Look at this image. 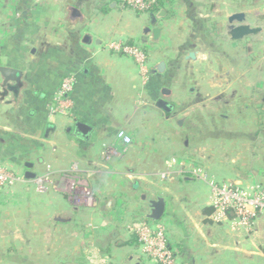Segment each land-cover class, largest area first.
Masks as SVG:
<instances>
[{
	"label": "crops",
	"instance_id": "1",
	"mask_svg": "<svg viewBox=\"0 0 264 264\" xmlns=\"http://www.w3.org/2000/svg\"><path fill=\"white\" fill-rule=\"evenodd\" d=\"M163 1L161 10L166 15L152 25V13L125 9L120 0H0V67L18 72L11 78L0 72V165L20 178L17 184L0 193V264H61L57 258L69 255L70 251L71 234L67 226L81 240H91L99 235L100 229L93 228L98 223L111 220L120 226L132 222L139 214L132 212L139 206L135 195L147 185L166 187L154 175L166 170L170 157L186 160L185 155L181 157L180 147L181 127L186 121L184 125L178 122L175 127L172 119L180 105L186 104L180 99L181 92L194 76L190 74L186 78L182 73L178 75L181 81L176 82L174 71L184 60H195V55L190 58V54L197 47L204 48L208 54L220 52L224 56L223 39L214 37L210 16L225 13L227 27L228 18L234 14L261 16L258 13L264 0ZM247 7L252 12L246 11ZM73 10L79 13L75 18L71 16ZM245 24L251 26L247 21ZM148 27L162 30L158 40L152 34H145ZM228 39L238 45L246 40ZM118 40L133 42L148 54L151 76L145 87L140 83L132 58L104 48L108 42ZM252 55L257 56V52ZM162 63L165 67L159 72L156 68ZM70 76L75 79L72 115H51L49 107L62 81ZM160 99L173 106L170 114L157 107ZM78 123L89 128L86 134L77 131ZM121 129L133 140L131 146L126 147L116 139ZM192 129L190 124L188 131ZM258 132L256 141L255 138L247 143L238 138L236 143L255 145L256 142L259 157L264 156V137L259 138ZM106 147L117 152V160L108 163L102 159ZM255 171L250 176L264 177V158ZM121 172L134 180L127 191L122 189L126 182ZM26 173L34 174L35 179H26ZM73 176L89 179L100 200L105 197L114 200L115 203L107 202V213L100 208L82 210L72 206L64 188L67 189L68 178ZM41 177L48 178L45 193L36 187V180ZM168 188L164 190L169 191ZM172 190L177 192L174 187ZM105 192L108 196H104ZM141 199L147 200L143 196ZM172 201L175 205L171 212L166 201L164 218L179 236L174 241L170 239V244L177 249L179 264H193L201 241L197 247L192 226L186 227L182 206L176 205L173 198ZM200 203L196 219L207 227L201 240L207 247L211 244L215 248L231 236L226 227L211 222L212 207L207 191ZM148 213L144 211V220ZM56 218L67 221L57 222ZM41 223H50L46 229L49 233L39 231ZM104 233L102 237L106 239L109 233ZM123 237L124 246L136 254L138 247L133 236L126 233ZM56 240L60 241L59 246L51 243ZM107 240L109 246L103 250L108 253L110 244L115 242L113 237ZM233 240L240 242L236 237ZM203 253L202 249L200 254ZM216 254V250L209 253L213 258ZM71 257L75 260V255ZM131 257L141 258V264H154L135 255L127 258V264H133ZM76 261L67 260V263L76 264Z\"/></svg>",
	"mask_w": 264,
	"mask_h": 264
},
{
	"label": "rangeland",
	"instance_id": "2",
	"mask_svg": "<svg viewBox=\"0 0 264 264\" xmlns=\"http://www.w3.org/2000/svg\"><path fill=\"white\" fill-rule=\"evenodd\" d=\"M229 10L230 9H228V11ZM246 11L252 12V9L247 7ZM258 14L262 15L255 17L248 14L246 21L252 27L257 26L261 30L259 33L247 37L243 45L227 41L229 40V36L227 35V27L225 25V13L223 16H210L208 20L221 28L219 37L223 39L224 56L221 57L220 52H217L216 55L212 52L208 54L207 50L204 48L197 47L195 50H192L195 55V60H184L183 63L177 67V71H174L175 75L177 74L175 78L176 82L181 81V79H178V75L180 77L182 73L186 74V78L190 74L194 76L192 79L190 77L187 85H185L186 82L183 80L185 90L181 92V97L179 93L178 96L180 99L185 100L186 104L180 105V110L176 112L172 121L175 127L178 122L184 125V121H186V125L183 126L184 128L181 127V134H183L181 135L180 146L182 150L181 157L185 155L187 161L197 166V168H200L204 179L203 176L199 174V176L195 177L194 175L187 174L183 178L173 176L163 179L160 176L162 172L156 173L154 177L159 183L165 184L166 187H170L168 188L169 191H167V189L164 190L166 187L164 189L159 187L151 188L150 185H147L148 187L146 186V188H142L140 192L135 195L137 196V205L139 206H137L138 209L136 207L132 212H138L139 214L132 222L145 219L144 211L149 212L148 201L155 199L157 196H162L166 199L169 205L168 207L170 208L169 211L171 212L175 205L172 201L173 198V200L177 202L176 205L182 206L180 209L181 213L187 217L185 221L187 224L186 227L192 226L193 232H191V234L194 237V243L198 247L200 241L203 243L201 238H205L207 227L197 222L196 213L199 211L198 206L201 204L200 200L203 199L205 191L211 195L210 184L212 181L218 182V184L222 186L225 184L240 186L242 189L241 193L245 199L255 194L253 188H256V185L264 187V183H262V178L264 179V177L257 175L250 176L252 172H256L255 170L262 165L264 158L263 154L259 157L256 155L258 153V151H256L258 146H255L256 142L255 145L236 143L238 138H243L242 141L246 142L256 138V141L258 139L256 135L257 130L260 131L258 132L260 133L259 138L264 137V118L261 116V114L264 113V4ZM217 34L216 32V35ZM117 42H121V40L108 42L106 45ZM254 51L257 52V56L252 55ZM260 88L262 92L258 91ZM190 124L193 125V129L189 132L188 126ZM121 130L125 131V129ZM251 141L247 143H252ZM184 143L187 145L184 146ZM132 144L133 140L131 142V145ZM253 149H255V153L253 152L252 154ZM118 157L119 155L112 152L110 158L105 160V162L111 163L117 160L116 158ZM174 158L177 159L178 157L172 156L167 160V168L163 172L168 170L169 162ZM121 173L126 182L122 189L127 191L129 190L128 185L134 182V180L128 178L125 172ZM75 177L68 178L69 186L67 189L64 188V190L68 192L70 200L74 198L72 196L73 192L71 191L70 184L74 181V186L78 187L80 186L78 183L81 182L83 183L82 185H84L82 188L89 189L93 194L96 200V206L88 208L86 206H75L73 203L72 206L81 208L82 210H98L100 208L107 213V202L112 201L115 203L114 200L111 197H105L104 200H100L97 195H95L89 179L82 180L81 178L77 180ZM186 179L190 180V182L185 183L181 181ZM143 182L144 181H141V183ZM173 187L177 192H173ZM45 188L47 191L48 186L46 187L45 185ZM110 188L111 187H109V189ZM104 196H108L106 192ZM142 196H145L147 200H142ZM178 202L180 204H178ZM166 219L167 218H163L160 220L156 226H164L169 242L170 239L174 241L178 238L179 233L177 230H174L172 225H167L166 221L168 219ZM132 222L120 223V226H118L119 224H112L111 220L107 221L106 224L98 223L99 225L93 226V228L100 229L99 231L97 230V234L99 235L91 240H81L72 231L71 227L66 225V228L69 229L71 234L69 236L70 239H68L69 255H61L57 259L61 264H68L67 260H70L71 263L77 260L79 264H90V259H92V257L88 255V252L91 251V248L104 253L105 256L110 258L113 264H127V258L134 255L142 257L138 242L136 243V247H138L137 252L135 251L136 254H132L133 252L124 246L123 234H129L127 226ZM214 225L226 227L230 233V239L222 242V245H217L215 248H212L211 244L207 247L206 244H201L200 242V246L204 253L201 255L200 251H202V249L198 247L197 249L200 255L197 254L198 256L193 261V264H264L263 218H256L254 229L250 234H245L243 229L234 228L230 221L228 224L218 223ZM50 226V223L47 225L41 223L39 224V227H41L39 231L42 230L44 232L47 227ZM103 227L104 230L102 229ZM86 228H88V225ZM104 231H108L109 233L106 239L102 237V234H106ZM46 232L49 233L48 230H46ZM243 234H245V237H243ZM241 236L243 239L240 238ZM109 237H113L115 243L110 244L111 251L107 253L104 252L103 249L108 248L109 243L107 239H109ZM232 237H236L240 242L237 241V244ZM51 243L56 244V246L60 245V241L57 240ZM225 247L227 248L226 250L223 249ZM78 248L82 249L83 254H81L82 251L80 252ZM206 248H208V251H206ZM212 250H214V252L216 250L217 252L215 258L209 255ZM73 255H75V260L71 257Z\"/></svg>",
	"mask_w": 264,
	"mask_h": 264
},
{
	"label": "built area",
	"instance_id": "3",
	"mask_svg": "<svg viewBox=\"0 0 264 264\" xmlns=\"http://www.w3.org/2000/svg\"><path fill=\"white\" fill-rule=\"evenodd\" d=\"M121 6L125 9L132 10L141 14L150 13V9L157 2L156 0H120ZM104 48L115 54L125 55L132 58L136 64L138 78L140 83L145 87L151 76V70L148 65V54L138 45H129L125 41L110 43ZM75 86L74 77H66L57 91L54 102L49 107L51 115H60L70 117L73 111V100L71 98ZM116 139L126 147L131 145L132 139L126 131L119 130L116 133ZM112 152H117L106 147L102 153V159L108 160ZM118 155V154H117ZM74 169H76L74 167ZM187 174L195 176L202 175L200 168L194 166L187 160H178L176 158L169 162L168 170L160 173L161 178L167 177H185ZM199 174V175H198ZM75 179L80 180L81 177L76 176ZM204 179V176H203ZM82 180H86L82 178ZM169 180V179H168ZM20 181V178L6 166L0 165V193ZM47 177H41L36 180V187L39 192H45ZM74 182V181H73ZM71 183V191L73 192L71 202L75 206H86L93 208L96 206V200L93 194L87 188L83 189V183L79 182L80 186L75 187ZM86 182V181H84ZM211 195L210 205L213 208V213L210 220L213 224H228L232 223L234 228L243 229L245 234L252 233L256 218H264V187L256 185L255 194L245 199L243 197L241 187L237 185L225 184L219 185L218 182L212 181L210 184ZM159 222L153 223L146 220L132 222L127 226L130 235L136 236L140 254L143 259L154 264H179L174 251L170 248V242L166 234L164 226H156ZM245 234H243L245 237ZM241 236L240 238L243 239ZM92 253V254H91ZM88 255L92 257L90 264H113L108 256L91 248Z\"/></svg>",
	"mask_w": 264,
	"mask_h": 264
},
{
	"label": "water",
	"instance_id": "4",
	"mask_svg": "<svg viewBox=\"0 0 264 264\" xmlns=\"http://www.w3.org/2000/svg\"><path fill=\"white\" fill-rule=\"evenodd\" d=\"M79 13L76 10L72 11L71 16L75 18L78 16ZM166 15V12L164 10H161L158 14H151V23L152 25H156L158 19L163 18ZM246 17L244 14H234L230 16L227 20V34L230 37L231 40L233 41H239L243 40L244 38H247L251 35L257 34L260 32L261 29L259 28H252L251 26L245 24ZM145 34H152L154 40H158L161 36L162 30L160 28H145ZM86 39H88V36H85ZM190 58H194V54H190ZM165 65L162 63L157 66V70L159 72H163ZM0 72L4 74V76L7 77H12V76H17L18 72L11 68H2L0 67ZM157 107L164 110L167 114H170L173 110V106L163 100L160 99L157 102ZM89 128L83 124H77V131L81 132L82 134H86V131ZM27 167L31 168L32 166L30 164H27ZM35 175L31 173H26L25 178L28 180H33L35 179ZM143 198H145L143 196ZM166 207L167 203L164 197L162 196H157L155 199L149 200L148 201V208H149V213L146 215V220L157 223L160 220H162L165 217L166 214ZM55 221L65 223L67 220L63 218H56ZM131 260H133V264H141V258H137L134 260L133 257H131Z\"/></svg>",
	"mask_w": 264,
	"mask_h": 264
},
{
	"label": "trees",
	"instance_id": "5",
	"mask_svg": "<svg viewBox=\"0 0 264 264\" xmlns=\"http://www.w3.org/2000/svg\"><path fill=\"white\" fill-rule=\"evenodd\" d=\"M156 4L155 5H153L152 6V8L150 9V13H153V14H156V13H158L161 9H163L164 8V5H165V2L163 1V0H156ZM213 27H214V30H215V34H214V37H216V36H220V26H218L217 24H214V25H212ZM216 32L218 33L217 35H216ZM214 33V32H213ZM206 35H207V33H206ZM210 36V35H209ZM129 45H133L134 43L133 42H127ZM262 107V106H261ZM261 116L264 118V113L263 114H261ZM262 127V126H261ZM264 186V185H263ZM212 213H213V208H211V211L209 212V215L211 216L212 215ZM148 222H150V221H148ZM133 238L135 239V242L137 243L138 242V240H137V237L136 236H133ZM170 248L174 251V253H175V255H176V257L178 256V254L176 253L177 252V249L173 246V245H171L170 244ZM78 264V263H77Z\"/></svg>",
	"mask_w": 264,
	"mask_h": 264
}]
</instances>
